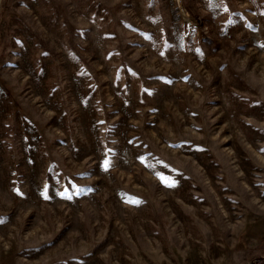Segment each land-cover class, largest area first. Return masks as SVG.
I'll list each match as a JSON object with an SVG mask.
<instances>
[{
    "label": "rangeland",
    "instance_id": "obj_1",
    "mask_svg": "<svg viewBox=\"0 0 264 264\" xmlns=\"http://www.w3.org/2000/svg\"><path fill=\"white\" fill-rule=\"evenodd\" d=\"M0 264H264V0H0Z\"/></svg>",
    "mask_w": 264,
    "mask_h": 264
}]
</instances>
